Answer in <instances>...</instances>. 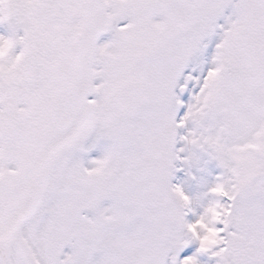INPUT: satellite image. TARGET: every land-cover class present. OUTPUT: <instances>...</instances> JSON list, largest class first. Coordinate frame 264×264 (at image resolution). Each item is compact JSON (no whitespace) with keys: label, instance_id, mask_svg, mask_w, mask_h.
I'll use <instances>...</instances> for the list:
<instances>
[{"label":"snow or ice","instance_id":"1","mask_svg":"<svg viewBox=\"0 0 264 264\" xmlns=\"http://www.w3.org/2000/svg\"><path fill=\"white\" fill-rule=\"evenodd\" d=\"M0 264H264V0H0Z\"/></svg>","mask_w":264,"mask_h":264}]
</instances>
